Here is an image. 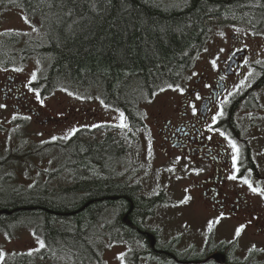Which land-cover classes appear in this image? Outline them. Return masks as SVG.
<instances>
[{"label":"trees","instance_id":"obj_1","mask_svg":"<svg viewBox=\"0 0 264 264\" xmlns=\"http://www.w3.org/2000/svg\"><path fill=\"white\" fill-rule=\"evenodd\" d=\"M11 7L38 18L42 38L37 41L15 32L0 34V67H17L36 57L46 64V72L44 78L30 83L33 91L44 97L57 90H98L102 104L123 114L127 126L120 133L126 138L108 133L102 140L87 144L75 138L78 131L66 144L58 145L66 152L67 162L62 169L73 182L69 187L56 191L36 177L28 189L20 185L0 189V210L10 212L0 215V232L9 236L14 228H32L43 242L37 252L15 255L14 264H37L36 259L56 261L59 257L63 259L61 264H102L106 230L112 232L114 243L143 241L134 229L122 224L121 217L126 215L133 226L142 230L139 219L151 202L141 210L132 197L133 189L117 185L113 170L111 180L107 174L109 156L113 160L130 155L123 144L133 142L138 130L144 128L139 104L182 82L209 39L210 20L222 17L226 22L248 24L255 15L264 21V3L0 0V9ZM17 158L13 154L0 160L1 181L12 178L6 165ZM211 238L212 233L207 249ZM174 242L169 247L177 259L187 264L203 259L204 254L177 252ZM137 257L145 258V264L172 263L142 251L127 262L142 264Z\"/></svg>","mask_w":264,"mask_h":264},{"label":"flooded vegetation","instance_id":"obj_2","mask_svg":"<svg viewBox=\"0 0 264 264\" xmlns=\"http://www.w3.org/2000/svg\"><path fill=\"white\" fill-rule=\"evenodd\" d=\"M261 1L264 3V0ZM211 21H218L219 26L229 25L232 30L243 26L250 32L253 40L264 35V21H260L255 15L250 17L248 24L226 22L222 17ZM230 40L227 52L222 57L207 58V62H211L213 66L211 74L207 71L206 63L199 68L196 59L179 86L173 89L178 91L179 104L165 118L160 115L154 121L151 135L145 134L147 127L141 119L144 126L141 131L145 135H136L135 138L148 149L145 150V155L149 156L147 165H141L139 161L135 163L127 155L113 160L110 156L108 158L110 168L106 170L109 179H112L113 170L114 182L133 189L132 197L138 201L141 210L148 201L151 202L148 208L145 206L147 211L139 219L142 230L133 226L128 218L127 223L123 222L122 218L126 215L121 217L123 225L134 229L143 237L141 244L138 241L130 244L135 249L124 259V264H133L128 263L127 259L141 251L147 252L150 257L154 255L161 260L170 259L171 264L189 263L177 259L169 245L160 247L156 236L160 232L159 228L155 227L154 230L147 225V221L156 216L160 206L174 204L170 191L162 184L161 175L168 176L185 168L195 170V177L178 188L185 193V197H189L187 200L206 205L213 211L230 207L234 217L246 223L249 231L251 227L254 235L263 232L264 224L260 222L263 210L257 204H264V195H261L264 193V57L259 56L254 48L247 51L241 48L240 37L232 34ZM213 117L216 119L213 120ZM119 138L126 136L121 135ZM229 140L239 150L235 168ZM83 143L91 144L94 141L84 140ZM152 156H158L161 160L159 167L148 165ZM230 176L236 178L229 179ZM150 178L153 180L151 185L148 184ZM245 180L254 188L260 189V192L253 195L248 183H244ZM157 199L162 201L154 203ZM240 212L241 216L238 218ZM105 234L106 244L113 245L110 238L112 232L105 231ZM149 234L155 239L153 248L149 245ZM208 242L209 234L201 252L199 251L204 257L201 261L194 262L195 264L205 260L204 264H217L211 259L216 253L224 255V264H264L255 262L256 252L252 250L246 252L245 256L238 257L242 250L238 237L225 242L214 240L212 235L209 249ZM137 246L141 251L136 249ZM136 260L147 263L145 258L137 257Z\"/></svg>","mask_w":264,"mask_h":264},{"label":"rangeland","instance_id":"obj_3","mask_svg":"<svg viewBox=\"0 0 264 264\" xmlns=\"http://www.w3.org/2000/svg\"><path fill=\"white\" fill-rule=\"evenodd\" d=\"M208 24L211 27V35L200 53L201 57L197 58L196 64L199 68L206 63L207 71L210 74L213 72L212 63L207 62V58L222 57L227 52L232 34L241 38V48L246 51L254 48L259 56L264 57V35L253 40L250 32L243 26H237L241 28L232 30L229 25L219 26L218 21H211ZM39 25L38 18L32 19L18 8L0 9V34L15 32L39 41L42 38ZM253 43L255 46H252ZM45 72L46 64L36 57L26 59L22 65L13 69L0 67V105H4L0 107V160L13 154L20 157L6 165V171L12 174V178L5 182L0 180V189L6 190L16 185L28 189L32 187L36 177L56 191L72 185L73 182L66 172H56L63 162L62 156H59L61 151L54 146L42 150L43 146L55 141H64L76 130L87 131L82 137L85 141H99L109 131L103 130L101 126L113 127L110 132L127 126L125 119L121 120L119 111L102 104L98 90H81L80 93L57 90L53 95L40 99L34 91L28 89V85L44 78ZM189 80L193 82L190 77ZM178 97V91L166 89L139 104L138 113L147 127L145 134H152L153 123L160 115L165 118L177 107ZM121 123L126 126L121 127ZM128 149L132 151L131 158L135 163L139 161L141 165L142 163L147 165L146 160L149 156L145 155V150L148 149L141 142L136 139ZM22 153L28 156L24 157ZM160 162L158 156H152L148 165L159 167ZM161 177L162 184L167 186L174 204L161 206L157 209L156 216L147 221L150 228L154 230L155 227L159 228L160 247L168 246L171 241H175L173 249L177 252L197 253L202 249L208 234L212 233L214 240L229 242L237 238L236 229L243 225V230L238 236L239 246L242 248L238 257L245 256L246 252L252 250L256 252L255 262L264 263V229L260 235H254L251 227L249 231L246 223L234 217L230 207L213 211L206 205L185 200V193L178 188L195 177L194 169L185 168ZM148 184H153L151 178ZM257 205L263 210L260 222L264 224V204ZM240 216L241 212L238 213V218ZM213 221L218 222L212 223L209 227V223ZM41 241L32 228H14L9 236L0 232L2 253L0 264H14L15 255L40 250ZM133 249L135 248L127 245L104 244L101 250L102 264H124V259ZM136 249L141 251L138 246ZM62 260L58 258L54 263L61 264ZM37 263L47 264L49 261L38 260Z\"/></svg>","mask_w":264,"mask_h":264},{"label":"snow or ice","instance_id":"obj_4","mask_svg":"<svg viewBox=\"0 0 264 264\" xmlns=\"http://www.w3.org/2000/svg\"><path fill=\"white\" fill-rule=\"evenodd\" d=\"M25 22L27 23L28 21H27V19L25 18ZM33 30H35V29H33ZM213 64H215V62L213 61ZM35 77L33 76V79H34ZM0 107H4V105H0ZM216 119V117H213V120H215ZM121 120L123 121V114H121ZM121 127H125L126 125H124L123 123H121V125H120ZM55 139V138H54ZM229 144H230V146L232 147V150H233V167L235 168V164H236V158H237V153H238V148H237V146H236V144L234 143V142H232L231 140H229ZM171 170V169H170ZM236 177L235 176H230L229 177V179H235ZM244 183H248V186H249V188L254 192V193H256V192H260V189H258V188H254L247 180H245L244 181ZM261 195H264V193H261ZM187 199H189V197H186L185 198V200H187ZM221 218H223V217H221ZM215 222H218V221H213V222H210L209 223V227H211V224L212 223H215ZM243 225H241L240 227H238L237 229H236V232H235V235L238 237L240 234H241V231L243 230ZM44 245H43V242L41 241L40 242V247H43ZM253 247H255V246H253ZM0 256H2V253H0Z\"/></svg>","mask_w":264,"mask_h":264},{"label":"water","instance_id":"obj_5","mask_svg":"<svg viewBox=\"0 0 264 264\" xmlns=\"http://www.w3.org/2000/svg\"><path fill=\"white\" fill-rule=\"evenodd\" d=\"M3 214L9 215L10 212H7L5 210H0V215H3ZM123 222L127 223V217L126 216L123 217ZM148 239H149L150 247L153 248L154 247V243H155L154 237L152 235H148ZM211 258L217 264H224L225 258H224V255H222V254H214V255L211 256Z\"/></svg>","mask_w":264,"mask_h":264}]
</instances>
